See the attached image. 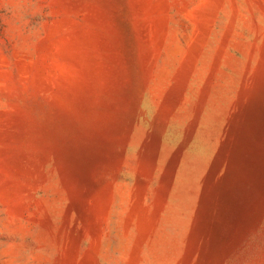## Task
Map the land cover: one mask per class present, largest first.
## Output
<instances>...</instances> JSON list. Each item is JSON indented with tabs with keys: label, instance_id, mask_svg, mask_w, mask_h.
Returning a JSON list of instances; mask_svg holds the SVG:
<instances>
[{
	"label": "rangeland",
	"instance_id": "rangeland-1",
	"mask_svg": "<svg viewBox=\"0 0 264 264\" xmlns=\"http://www.w3.org/2000/svg\"><path fill=\"white\" fill-rule=\"evenodd\" d=\"M0 264H264V0H0Z\"/></svg>",
	"mask_w": 264,
	"mask_h": 264
}]
</instances>
